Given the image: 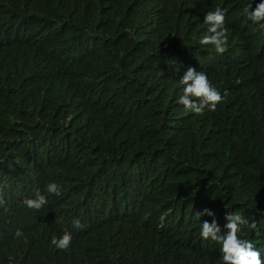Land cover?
Returning a JSON list of instances; mask_svg holds the SVG:
<instances>
[{"label": "trees", "instance_id": "trees-1", "mask_svg": "<svg viewBox=\"0 0 264 264\" xmlns=\"http://www.w3.org/2000/svg\"><path fill=\"white\" fill-rule=\"evenodd\" d=\"M249 3L0 0V264H222L201 223L226 234L236 213L256 221L238 237L264 264V41ZM210 6L225 10L223 54L199 44ZM189 66L227 92L214 112L178 102ZM37 190L47 204L29 209ZM74 219L80 252L45 263L32 239Z\"/></svg>", "mask_w": 264, "mask_h": 264}, {"label": "clouds", "instance_id": "clouds-1", "mask_svg": "<svg viewBox=\"0 0 264 264\" xmlns=\"http://www.w3.org/2000/svg\"><path fill=\"white\" fill-rule=\"evenodd\" d=\"M212 7L210 6L203 15V23L208 25V28L207 34L200 37L199 44L202 46L211 45L216 53L223 54L228 44L227 29L224 26L225 10L217 7L211 11ZM245 12L248 19L260 30L264 41V0H251V3L245 8ZM178 82L182 86V95L179 96L178 102L187 111L196 115H203L206 109L214 112L217 105L227 96V92L222 96L221 92L210 83L206 73L197 71L191 66L187 67ZM46 191L56 196L61 194V188L54 182L46 186ZM0 203H3V201L0 200ZM23 203L29 209L39 210L47 204V199L37 190L35 198L25 199ZM196 215L200 218L202 215L214 216V213L205 208L203 212H197ZM163 219L166 218L163 217ZM226 220L228 221L225 225L226 234L221 233L215 219L211 223L208 221L201 223L200 240L198 238L199 245L203 243L202 238L218 243L221 246L222 264H262L260 251L254 247L253 243L238 237V233L241 231L240 225H247L252 229H256V221L253 220L249 223V220L239 213L228 214ZM82 227L83 225L79 219L72 220L67 226L54 225L48 227L32 239L35 244L32 250L36 251L45 263L54 261L64 254L70 253L72 255L80 252L76 250L82 247L83 242H79L77 236L83 231ZM16 235L21 236L22 233L17 230Z\"/></svg>", "mask_w": 264, "mask_h": 264}]
</instances>
